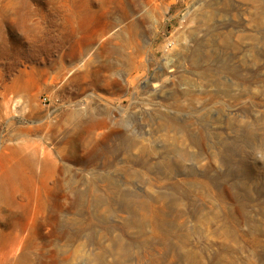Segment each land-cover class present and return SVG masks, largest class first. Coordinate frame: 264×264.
Segmentation results:
<instances>
[{
    "label": "rangeland",
    "instance_id": "1",
    "mask_svg": "<svg viewBox=\"0 0 264 264\" xmlns=\"http://www.w3.org/2000/svg\"><path fill=\"white\" fill-rule=\"evenodd\" d=\"M9 164L0 264H264V0H0Z\"/></svg>",
    "mask_w": 264,
    "mask_h": 264
},
{
    "label": "bare ground",
    "instance_id": "2",
    "mask_svg": "<svg viewBox=\"0 0 264 264\" xmlns=\"http://www.w3.org/2000/svg\"><path fill=\"white\" fill-rule=\"evenodd\" d=\"M149 1L151 2L152 0H149ZM18 92H21L22 93V92H24V90L23 89L22 90H19L18 89ZM16 170H17L16 165L13 166L12 164H9V166H6L3 169L2 173L0 174V184L4 183L6 181L11 180L14 177V175H16Z\"/></svg>",
    "mask_w": 264,
    "mask_h": 264
}]
</instances>
